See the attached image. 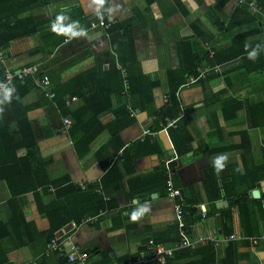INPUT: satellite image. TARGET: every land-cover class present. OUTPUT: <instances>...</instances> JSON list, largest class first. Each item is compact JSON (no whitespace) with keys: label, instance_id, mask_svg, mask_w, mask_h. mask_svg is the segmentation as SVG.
Instances as JSON below:
<instances>
[{"label":"crops","instance_id":"0c3cea01","mask_svg":"<svg viewBox=\"0 0 264 264\" xmlns=\"http://www.w3.org/2000/svg\"><path fill=\"white\" fill-rule=\"evenodd\" d=\"M179 1L178 5L176 0H107L105 8L119 5L111 19L104 11L107 28L90 7L91 0H0V23L9 27L6 34L25 32L37 24L33 34L9 42L6 65L12 69L33 65L49 74L55 86L67 85L66 115L59 102L38 87L27 92L22 102L29 107L37 152L50 161V177L65 181L58 189H66L65 210L74 214L55 233L60 249L53 250L48 235L51 221L36 194L19 198L21 222L14 224L12 193L6 182H0V264H62L74 245L90 253L92 264H107L103 257L107 252L117 259L136 256L151 239L174 247L176 201L167 193L168 158L173 159L172 177L183 190L184 203L191 204L187 211L191 239L211 235L223 239L228 228L224 217L233 209L234 233L260 241L257 246L249 240L214 244L213 256L207 252L196 258L174 256L163 264H193L196 259L205 264H264V14L253 12L252 18L235 27L219 28L220 22L228 27L238 0L223 7L220 0ZM60 14L67 17L66 24L78 21L88 35L69 39L53 33L52 23ZM127 21H132L129 31L112 29ZM198 30L203 36H198ZM187 37L201 61L210 63L214 55L219 61L215 66H200L199 73L204 67L219 70L193 83L189 78L179 87L181 107L188 115L185 127L141 139L144 131L157 128L152 127L155 113L166 106L176 85L179 75L170 72L179 71L190 58L182 59L180 53V40ZM252 50H257L254 60L248 58ZM239 51L237 59L223 60ZM121 67L128 80L133 72L139 83L145 84L144 75L159 82L152 100H145L147 109L138 108L130 92L139 116L130 117L129 125L118 116L124 106L127 110ZM21 111L15 106L13 114ZM96 115L99 121L92 122ZM186 137H191V143H181ZM76 141L89 150L77 151ZM25 153L26 149L19 151ZM218 156L227 157L221 171L214 166ZM115 168V175L107 177ZM69 185L81 188L79 198L70 193L72 189L67 193ZM241 197L247 198L245 211H251L243 221L240 206L234 204ZM60 199L56 187H50L44 203ZM104 202L105 207L97 209ZM145 205L147 213L132 222V212Z\"/></svg>","mask_w":264,"mask_h":264},{"label":"trees","instance_id":"16d2710c","mask_svg":"<svg viewBox=\"0 0 264 264\" xmlns=\"http://www.w3.org/2000/svg\"><path fill=\"white\" fill-rule=\"evenodd\" d=\"M153 0H148V2H152ZM230 1L232 0H220V6H226ZM258 6L261 8V12L264 14V0H255ZM176 3L179 5L180 1L176 0ZM252 10L249 8L246 4L238 3L236 5V8L232 14V17L229 21L228 27L225 25V23L220 22L219 28H230L235 27L239 25L244 20H248L252 18ZM112 29H115L118 27V29L123 28L122 31L125 32V30L129 31L132 26V21H127L125 23H121L118 26L113 25ZM9 27H4V24L0 23V49L4 50L5 55L7 54V48L9 46V42L15 41L20 38H24L26 36H29L34 33L33 28H37V24L35 26H32L30 30L25 32H15L11 35H8L5 33L6 29ZM14 28V27H12ZM195 28L198 27L195 25ZM117 29V30H118ZM36 31V29H35ZM113 34L115 33L112 32ZM116 33H119V30L116 31ZM198 35L201 37L203 36L202 31L198 30ZM125 36V35H124ZM127 36V35H126ZM238 36V35H237ZM204 41L207 40L206 37L203 38ZM238 39H241V36H238ZM191 38H182L180 40V53L182 56V59L189 55L190 58L186 61V65H184L179 71H171L170 75L177 74L179 75L178 80L176 81V85L173 87V89L169 93L168 102L164 108H162L160 111L156 112V119L154 121V124L152 127H157L153 130H161L162 125L166 124L169 119L176 118L181 113L182 107L179 100L178 92L179 87L185 84L189 78L196 77L199 74V71L197 70L200 66H215V63L217 62L213 56L211 59V62H204L201 61L199 57H197V54L194 53L191 43ZM49 43V41H48ZM213 51H211L212 53ZM215 53V51L213 52ZM216 52L215 54H217ZM241 52H236L235 54L232 53L228 55L223 60L232 61L237 59ZM222 60V61H223ZM26 66H33V65H26ZM25 67V66H24ZM23 68V67H22ZM38 68V67H37ZM14 71L18 69H13ZM48 75L51 79V76L45 72H43L40 68L37 69V73L35 75H29L26 76L23 79H20L19 77L16 78L15 83L11 88L14 89V92L12 94L11 100L6 101L4 99V94L0 95V182L4 181L8 185L11 193L12 198L10 200V205L13 210L12 219H14V224H20V217L21 211H20V200L19 198L24 196L25 194L29 192H34L36 194L38 205L40 206L41 210L47 214L51 221V228L48 232L50 243L55 238V233L63 227L66 223H68L73 217L70 214L68 210H65V203L67 204V194L64 193V190H59V186L61 183H64L65 181L60 179H52L48 173L47 165L50 162L49 160H44L40 157V155L37 152V140L35 137V133L33 131L32 125L30 123V120L28 118V111L29 107H23L22 98L29 92L33 87L40 86L37 85L36 80L43 78V76ZM81 76V75H80ZM5 77V67H3L0 63V81L3 80ZM171 77V76H170ZM78 80L77 77L74 78V80ZM72 80V81H74ZM130 92L132 96L134 97V102H136V105L138 108L147 109L146 102H148L153 93V89L159 84V82L154 81L150 78V75L143 76V83H139V81L135 78V75L130 73ZM148 81V82H147ZM52 82V92H54L55 97L54 100L59 102V105L61 106L62 110L64 111V114L66 115L65 105H66V87L67 85L65 83H61L58 85H54ZM144 85V86H143ZM41 89V88H40ZM43 91V90H42ZM44 93V92H43ZM74 94V93H73ZM132 97V99H133ZM15 99L13 103V109H10L9 104L12 103V101ZM146 100V102H145ZM152 100V99H151ZM8 106V109H5L6 106ZM15 106L21 107L22 111L20 115H15ZM20 109V108H19ZM119 119L123 120L124 125L125 124H131L132 119L129 116L128 111L126 110V107L124 106L119 111ZM188 116V115H187ZM76 120L72 119V127L74 130H76V127H78L79 120L77 117H75ZM81 118V117H80ZM100 116H94L92 118L93 121H99ZM118 119V120H119ZM187 120H182L177 127H173V129L170 128L171 133L177 128L182 129L185 127L184 122ZM83 119H81V124L83 125ZM255 124V123H254ZM116 125H120V123H116ZM113 126V125H112ZM81 127V125L79 126ZM72 129V131H73ZM71 131V132H72ZM74 132H72V135ZM175 137V132L173 134ZM175 143V142H174ZM181 143H191V137H186L185 141H181ZM179 145H176L175 148L178 151L180 148ZM21 149H26V153L24 155H20L19 151ZM82 154L89 150V147L83 148L81 147L80 141H76V150L81 151ZM179 152V151H178ZM133 160V159H132ZM114 171H108L107 177L112 178L115 175ZM67 186L69 189L67 193H69L70 189H72L71 194H74L75 197L79 198L80 195L83 193L81 191V188L79 186L72 185ZM50 187H56L57 194L61 198L59 201H55L53 204H45L44 198L49 194ZM41 190V191H40ZM90 191H95V188L89 187ZM98 198H101L102 196L95 194ZM185 200V198H184ZM183 200V201H184ZM247 200L246 197H241L238 200H235L234 204L236 203L238 206H240L241 211V217L243 221V216L245 213H247L249 216H251V211L247 209L245 211V201ZM63 202V207L60 206ZM106 202H104L101 205L97 206V209H100L102 207H105ZM191 208V204L184 203V210H185V219L187 221V211ZM76 215V214H75ZM250 219V218H249ZM224 220L226 221V225H228V228L226 230V235H230L234 233V213L233 209H228ZM188 222V221H187ZM188 228V223H187ZM189 231V229H188ZM236 233V232H235ZM171 234L173 238V243H178L180 241V230L178 223L171 229ZM156 243H163L159 239H153ZM200 245V244H199ZM198 245V246H199ZM197 246V247H198ZM204 252H207L211 254L212 256L216 253L215 251V245L214 243H207L204 247L198 248V249H191V248H185L175 255V258L183 257V256H189L194 257L202 255ZM90 255V253H89ZM105 261L107 264H115L117 262L124 263L128 257H124L121 259H117L115 257H112L109 252L104 253ZM91 258V257H90ZM67 260V257L64 258L63 263L65 264ZM90 260V259H89ZM91 263V261H90ZM92 264V263H91ZM105 264V262L103 263ZM193 264H205L203 260H194ZM213 264V262H211Z\"/></svg>","mask_w":264,"mask_h":264},{"label":"built area","instance_id":"2783aa9c","mask_svg":"<svg viewBox=\"0 0 264 264\" xmlns=\"http://www.w3.org/2000/svg\"><path fill=\"white\" fill-rule=\"evenodd\" d=\"M238 3L246 4L252 10V12H261V8L258 6L255 0H238ZM100 24L105 27H109V25L105 22L104 19H100ZM0 63L3 67H5V77L0 81V86L6 85L11 87L14 85L16 78L23 79L29 75H35L37 73L36 66H25L21 69L14 71L12 68L6 65V55L4 50L0 49ZM124 76V93L127 97V110L129 116L133 119H137L139 116V110L134 107L132 103V96L130 94V83L128 80V73L125 68L121 67ZM218 67H204L200 70L199 75L191 78L190 83L196 82L202 78H204L210 71H218ZM36 83L43 90L45 96L49 98H54L55 94L52 92V82L48 75L43 76L41 79H37ZM4 94L3 90L0 89V95ZM76 99V97H74ZM187 118V111L184 109L181 110L179 116L173 119H169L166 124L162 125V129L152 130L147 129L144 131L141 139H144L147 135H157L162 131H166L169 128L177 127L178 124ZM66 124L70 127L71 122L69 119H66ZM172 158H168L165 161L169 178L166 182L167 193L168 196L176 201L175 203V214L176 220L179 225L180 230V241L176 243L174 247H168L164 244L156 243L153 239L149 241V246L144 252L136 256H131L126 259L124 263H115V264H163L164 259L174 257L178 251L185 248H196L199 244H207L214 243L216 246L218 245H228L231 241H244L249 240L252 246H257L259 244L260 239L258 237H246L239 233H232L230 235L224 236L223 239H219L216 235L211 236H201L197 240L191 239L189 235V231L187 228V221L185 219V210H184V199H183V190L176 186L174 179L172 177ZM84 186V185H83ZM51 248L53 250H59L60 244L56 238L51 241ZM67 260L65 264H91L90 263V255L88 252L81 250L78 246L74 245L67 252Z\"/></svg>","mask_w":264,"mask_h":264},{"label":"clouds","instance_id":"9594fccd","mask_svg":"<svg viewBox=\"0 0 264 264\" xmlns=\"http://www.w3.org/2000/svg\"><path fill=\"white\" fill-rule=\"evenodd\" d=\"M107 3V0H91V6H94V12L97 16H99L101 19H103V13L104 11L107 12L109 19H111L117 11H119V5H116L115 7H107L105 8V5ZM67 17L63 14L57 15L54 22L52 23L51 30L53 33L57 35H63L69 39H75L80 37H86L88 35L87 30L80 27V24L78 21L75 23H68L66 24ZM79 29V30H77ZM249 45H245V50H248ZM257 48H259V45H257ZM257 57V50H252L248 54V58L254 60ZM0 89L3 90L4 93V99L6 101H10L12 94L14 92V89L11 87H8L6 85L0 86ZM226 156H218L214 160V166L218 171L223 170L224 168V162L226 161ZM148 207L141 206L137 210L133 211L130 220L132 222L138 221L142 216L147 213Z\"/></svg>","mask_w":264,"mask_h":264},{"label":"rangeland","instance_id":"374dc122","mask_svg":"<svg viewBox=\"0 0 264 264\" xmlns=\"http://www.w3.org/2000/svg\"><path fill=\"white\" fill-rule=\"evenodd\" d=\"M133 105H134V103H133ZM134 107H136V106L134 105Z\"/></svg>","mask_w":264,"mask_h":264},{"label":"bare ground","instance_id":"6f19581e","mask_svg":"<svg viewBox=\"0 0 264 264\" xmlns=\"http://www.w3.org/2000/svg\"><path fill=\"white\" fill-rule=\"evenodd\" d=\"M76 41V40H75Z\"/></svg>","mask_w":264,"mask_h":264}]
</instances>
